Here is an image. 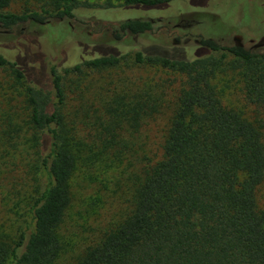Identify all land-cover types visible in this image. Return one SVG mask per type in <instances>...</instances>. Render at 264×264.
<instances>
[{"label":"trees","instance_id":"16d2710c","mask_svg":"<svg viewBox=\"0 0 264 264\" xmlns=\"http://www.w3.org/2000/svg\"><path fill=\"white\" fill-rule=\"evenodd\" d=\"M177 1L48 0L39 10L16 14L7 11L13 0H0V29L10 32L25 23L43 26L57 21L76 31L82 19L92 24L103 12L121 19L116 11L124 8H156ZM155 22L145 17L113 21L114 39L147 35ZM85 37L81 49L92 48L93 53L71 64L61 61L43 77L40 71L30 79L25 68L0 54V67H10L27 84V126L32 134L20 142L23 127L7 132L0 123V186L16 170L23 180L19 186H33L30 193L25 187L24 193L21 188L13 191L20 196L16 205L25 208V219L15 237L0 232V264H264V210L258 202L264 184L263 128L227 105L225 91L210 82L231 54L239 62L247 99L264 104V54L212 39L192 44L203 49L192 59L142 51L121 54ZM128 58L182 74V88L168 99V81H155L153 87L144 83L152 90L133 101L119 95L95 123L68 119L63 76L81 73L84 66L114 68ZM164 109L170 117L161 150L149 157L144 142L135 137ZM19 145L30 146L27 150ZM24 152L35 159L24 157ZM17 155L23 167L15 161ZM135 166L141 169L134 176L128 171L136 180L125 185L127 205L119 217L99 231L82 224L78 233L73 232L69 212L78 167L93 170L94 212L117 193L110 189L117 178L113 173Z\"/></svg>","mask_w":264,"mask_h":264},{"label":"rangeland","instance_id":"374dc122","mask_svg":"<svg viewBox=\"0 0 264 264\" xmlns=\"http://www.w3.org/2000/svg\"><path fill=\"white\" fill-rule=\"evenodd\" d=\"M47 2L48 0H13L7 11L22 14L27 9L39 10L42 5H48ZM90 2L95 4L103 0H90ZM102 14L105 15L93 20L92 24L82 19V24L76 28V31L67 24L57 21L43 26L25 23L8 33L0 29V54L19 64V67L25 68L30 79L35 75L37 78L40 71L42 77L44 74L50 75L51 68L59 65L61 61L71 64L74 59L79 61L93 53L92 48L81 49L85 44L81 43L84 40L86 42L87 39L85 34L90 36V43L115 47L121 54L142 51L145 54L163 53L171 57L192 59L203 54L202 48L192 46L196 41L212 39L227 47H234L237 44L235 37L241 38L245 49L248 50L263 44L253 51L259 55L264 54V0H178L174 4L156 8L144 6L124 8L116 11L121 19H114L113 12ZM138 17L155 18L156 22L151 33L131 37L128 40L114 39L113 21ZM181 25L185 27L182 28ZM70 36L75 37L74 41L68 40ZM186 40L189 43L185 44ZM175 41L179 43L175 44ZM100 50L103 51L102 48L96 49L98 52ZM221 55L217 54L216 57L219 59ZM137 80H140V86ZM158 80L168 81L170 88L168 86L167 95L168 99H171L170 96L182 88L184 76L158 65L136 64L131 58L123 60L119 66L110 69L95 70L84 66L81 73L63 76L67 98L65 112L68 119L77 123H95L99 117L105 116L107 106L116 97L124 93L128 101H133L146 89L152 90L150 87H153ZM210 82L219 91H225L224 99L227 105L242 110L243 115L262 127L264 132V104H256L247 99L237 58L227 54L222 66ZM144 83H149L150 87L146 88ZM26 87L25 80L17 79L10 67H0V123L3 122V131L7 132L23 127L21 137H18L20 142L32 138L27 126L31 110L27 103ZM125 88L133 91L128 93L127 90L124 91ZM169 117L170 111L164 109L162 114L151 120L135 137L144 142L143 147L146 148L149 157H154L155 153L161 150L160 145ZM23 145H19V148L28 150L30 145L26 147ZM25 156L29 160L35 159L33 154L27 156L24 152ZM20 159L17 155L15 161L21 163ZM21 164L23 167V163ZM140 169L136 166L124 167V171L119 169L117 173H113L117 178L111 182L110 189L117 191L116 195H112V199L108 198L109 202H106L104 208L91 212L90 199L97 190V187L90 184L93 170L78 167L72 181L74 200L69 212L73 223L72 231L78 233L77 228L82 224L99 231L112 219H117L127 205L125 185L130 182L132 186L136 180L134 177L132 181L128 171L134 176V173ZM16 173L12 176L7 175L6 179L4 178L7 183H1L0 186V232L10 238L15 237L25 219L23 214L25 208L21 209L18 204L16 205L20 196L13 195V191L16 194L19 193L20 188L22 190L25 187L30 193L33 189L32 183L19 186L23 180L19 179L21 172L16 170ZM116 182L118 185L121 183L122 188H118ZM22 192L24 193V190ZM113 199L115 202L112 205ZM258 202L259 208L264 210V184L259 189ZM78 239L83 241L85 238Z\"/></svg>","mask_w":264,"mask_h":264},{"label":"flooded vegetation","instance_id":"af4514ba","mask_svg":"<svg viewBox=\"0 0 264 264\" xmlns=\"http://www.w3.org/2000/svg\"><path fill=\"white\" fill-rule=\"evenodd\" d=\"M171 4H174V2H172V3H170V4H165V5H171ZM185 4H187V5H191L190 3H185ZM190 26V25H189ZM181 27L182 28H184L185 27V25L184 26H182L181 25ZM6 33H8L7 31H6ZM236 38V37H235ZM235 38H234V40H235ZM238 38V40H235L236 41V45H238L239 47H242V48H244L245 49V47H244V43H242L243 41H242V39L241 38H239V37H237ZM251 42H253V41H251ZM177 43H179V42H177V41H175V44H177ZM187 43H189V41L188 40H186L185 41V44H187ZM196 43H199V41H196ZM254 48H258L257 46H255V47H253V48H251V49H253L254 50Z\"/></svg>","mask_w":264,"mask_h":264},{"label":"water","instance_id":"95a60500","mask_svg":"<svg viewBox=\"0 0 264 264\" xmlns=\"http://www.w3.org/2000/svg\"><path fill=\"white\" fill-rule=\"evenodd\" d=\"M235 40H238V38L236 37ZM262 46H263V44L257 45V47H262Z\"/></svg>","mask_w":264,"mask_h":264}]
</instances>
